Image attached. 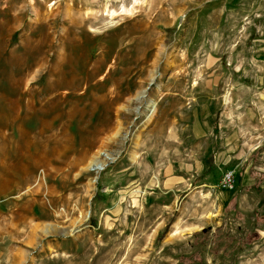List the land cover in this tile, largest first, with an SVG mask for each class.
<instances>
[{
	"label": "rangeland",
	"instance_id": "1",
	"mask_svg": "<svg viewBox=\"0 0 264 264\" xmlns=\"http://www.w3.org/2000/svg\"><path fill=\"white\" fill-rule=\"evenodd\" d=\"M262 41L264 0H0V256L264 264Z\"/></svg>",
	"mask_w": 264,
	"mask_h": 264
},
{
	"label": "bare ground",
	"instance_id": "2",
	"mask_svg": "<svg viewBox=\"0 0 264 264\" xmlns=\"http://www.w3.org/2000/svg\"><path fill=\"white\" fill-rule=\"evenodd\" d=\"M57 65V64H56ZM60 65V64H58ZM58 67V66H57ZM152 79H154V76L152 77ZM66 96V95H65ZM145 97V90L141 91L138 93L137 95V100L139 101H142L143 98ZM55 98H53L54 100ZM48 102V101H47ZM46 102V103H47ZM51 102V101H49ZM152 108L156 109V103H152ZM72 110V109H71ZM47 128V127H46ZM21 135H22V132H21ZM24 135V134H23ZM27 135V134H26ZM30 137V136H28ZM20 138V137H19ZM24 138V136H23ZM31 138V137H30ZM34 138V137H32ZM115 138H118L121 140V143L125 142V140L127 139V133L123 132V131H116V134H115ZM18 141V140H17ZM20 141V139H19ZM24 141V140H23ZM30 141V140H29ZM25 144V143H24ZM33 144V143H32ZM31 144V145H32ZM26 145V144H25ZM30 145V146H31ZM19 148V147H18ZM87 153V152H86ZM88 154V153H87ZM119 154V151L116 152L115 154H112L110 152H107V151H98L95 155H93L92 159L90 160L89 162V165L88 167H86L88 170H92V171H102L106 165V161L107 160H110V161H113L115 156H117ZM115 155V156H114Z\"/></svg>",
	"mask_w": 264,
	"mask_h": 264
},
{
	"label": "crops",
	"instance_id": "3",
	"mask_svg": "<svg viewBox=\"0 0 264 264\" xmlns=\"http://www.w3.org/2000/svg\"><path fill=\"white\" fill-rule=\"evenodd\" d=\"M260 40H263V39L260 38ZM260 43H263L262 45H264V41H262ZM262 50L264 51V46L262 47ZM262 82L264 84V81H262ZM207 110L209 111L210 109L207 107ZM208 111H203L202 112V116L205 117L208 114ZM197 123H198V125H201V122L199 120L197 121ZM202 125H204V127H205V130H203L204 131L203 134H205L206 132H209V131L212 130V126H211V124H210V122L208 120H206V122L204 124H202ZM235 136H236L235 133L231 132L229 134V137L226 140V143H228V144H231L232 142L234 143ZM3 189H4L3 187H0V194L3 193V191H4ZM16 220H19V219L15 218L13 221H16ZM13 221H12V224H13ZM15 226H17V224H15ZM30 232H32V231H30ZM34 238H35V235L32 232L30 234V236H28V242H31V244H33L34 243ZM8 248L7 249L5 248L6 252H5L4 256H2V257L0 256V264H19V259L24 254L23 251L18 250V249H17L16 252L15 251H8Z\"/></svg>",
	"mask_w": 264,
	"mask_h": 264
},
{
	"label": "built area",
	"instance_id": "4",
	"mask_svg": "<svg viewBox=\"0 0 264 264\" xmlns=\"http://www.w3.org/2000/svg\"><path fill=\"white\" fill-rule=\"evenodd\" d=\"M233 181H234V172L232 170H226L223 172L221 176L219 185L222 188H228L232 185Z\"/></svg>",
	"mask_w": 264,
	"mask_h": 264
},
{
	"label": "water",
	"instance_id": "5",
	"mask_svg": "<svg viewBox=\"0 0 264 264\" xmlns=\"http://www.w3.org/2000/svg\"><path fill=\"white\" fill-rule=\"evenodd\" d=\"M152 82H153V79H152V80H150V82H149V85H150V84H152ZM146 90H147V88H146Z\"/></svg>",
	"mask_w": 264,
	"mask_h": 264
}]
</instances>
